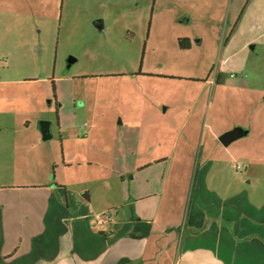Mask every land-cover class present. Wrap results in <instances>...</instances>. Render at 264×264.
I'll return each mask as SVG.
<instances>
[{"label": "rangeland", "instance_id": "rangeland-1", "mask_svg": "<svg viewBox=\"0 0 264 264\" xmlns=\"http://www.w3.org/2000/svg\"><path fill=\"white\" fill-rule=\"evenodd\" d=\"M252 4L253 0H0V143L34 144L30 164H37L40 155L49 159L56 153L59 160L64 145L68 154L75 150L84 164L78 166L77 159L68 175L84 181L93 175L107 177L113 189L101 191L113 202L120 199L121 180L131 175L138 182L163 181L164 171L157 165L141 172L132 169L136 162L154 163L164 154L169 144H160L158 120L175 113L180 126L188 121L179 149L189 150L187 169L172 170L169 179L178 186L177 214L182 207L184 211L188 196L190 204L192 189L202 185L203 163L212 148L216 156L229 151L225 156L230 158L221 173L220 197H213L225 209L233 206L237 189L244 190L243 199L248 197L246 168L233 166L243 165L233 152L247 138L224 146L218 136L233 127L234 120H258L260 111L254 105H264V94L256 89L264 88V50L252 49L248 33L235 28L250 7L253 18L257 16L260 6ZM231 34L235 37L228 42ZM183 37L194 40L191 48L180 47ZM71 57L76 60L69 66ZM224 65L225 79L213 91L205 79L216 78ZM223 84L229 89L222 95ZM44 121L53 137L38 145L35 129ZM62 137L69 138L63 146ZM26 170L36 174L33 179L52 180L56 172L53 164L29 165ZM238 174L244 180L239 181ZM90 186L95 199L102 195L97 185ZM119 206L104 212L115 215ZM175 230L173 250L163 254V264H176L178 258L180 264H188L185 246L199 229L193 233L183 224ZM24 247L20 245V251Z\"/></svg>", "mask_w": 264, "mask_h": 264}, {"label": "crops", "instance_id": "crops-1", "mask_svg": "<svg viewBox=\"0 0 264 264\" xmlns=\"http://www.w3.org/2000/svg\"><path fill=\"white\" fill-rule=\"evenodd\" d=\"M255 2L260 6L257 16L253 18V7H250L246 14L240 15L235 28L237 32L243 29L248 33L245 34L247 44L252 49L261 46L264 50V0H253V4ZM235 35L231 34L228 42ZM190 42L192 47L194 40ZM225 68L224 65L217 70L216 78L205 79L213 91L224 81ZM224 86L220 90L222 95L229 89ZM256 89L264 94V88ZM254 108L260 111L258 120L250 118L245 124L234 120L233 127L224 131L236 126L246 131L239 138L247 139L233 152L243 165L238 162L233 166L237 170L241 169L237 164H241V170L246 168L245 178L238 174L237 179H245L250 186L245 199L244 190L237 189L233 193L237 196L236 203L227 209L213 196L220 197L224 186L221 173L230 159L225 156L229 151L216 156L212 148L203 163L202 185L192 189L190 204L188 196L184 211L182 207L177 214L178 186L171 185L169 179L172 170L187 169L189 150L179 149L182 128H186L188 121L183 120L180 126L175 113L162 115L158 120L160 144L168 143L170 147L167 146L154 163L136 162L132 169V172L136 169L141 172L157 165L164 171L163 181L138 182L137 177L131 175L128 180H121L120 199L113 202L111 196L106 195V199L105 192L101 191L113 189L107 177L93 175L84 181L68 175L76 168L79 156L75 150L68 154L63 146L69 138H61L63 149L59 160L56 153L49 159L40 155L37 164L28 162L29 155H34V144L0 143V264H118L122 258L127 259L122 264H163V254L173 250L175 229L183 224L193 233L199 229L198 233L191 234L185 246L187 260L184 262L188 264H264V112L261 111L264 105L258 102ZM49 133L44 137L39 124L35 129L36 144H45L53 137L51 128ZM71 134L69 132V137ZM52 164L56 171L52 180L50 176L33 179L36 174L26 170L29 165L49 167ZM83 164L79 158L78 166ZM189 168L192 171V163ZM83 184L97 185L102 195H96L95 199L91 186ZM118 205L121 208L115 209L114 222L95 223L96 214ZM22 244L26 248L20 251ZM180 263L178 258L176 264Z\"/></svg>", "mask_w": 264, "mask_h": 264}, {"label": "water", "instance_id": "water-1", "mask_svg": "<svg viewBox=\"0 0 264 264\" xmlns=\"http://www.w3.org/2000/svg\"><path fill=\"white\" fill-rule=\"evenodd\" d=\"M76 59L71 57L69 59V66L75 61ZM40 127L43 131L44 137H48L50 135L49 130V123L47 122H42L40 124ZM246 134V131L241 127V126H236L233 129L222 133L219 135V140L224 146H228L231 142H233L235 139L239 138L240 136H243Z\"/></svg>", "mask_w": 264, "mask_h": 264}, {"label": "built area", "instance_id": "built-area-1", "mask_svg": "<svg viewBox=\"0 0 264 264\" xmlns=\"http://www.w3.org/2000/svg\"><path fill=\"white\" fill-rule=\"evenodd\" d=\"M237 168L242 169L241 164H237ZM114 220H115V217L110 212H104V213L96 215V217H95V223L97 225H102L105 223L114 222Z\"/></svg>", "mask_w": 264, "mask_h": 264}, {"label": "trees", "instance_id": "trees-1", "mask_svg": "<svg viewBox=\"0 0 264 264\" xmlns=\"http://www.w3.org/2000/svg\"><path fill=\"white\" fill-rule=\"evenodd\" d=\"M191 40L189 39V37H183V38H180L179 39V45L181 48H190L191 47ZM125 261H127V259L125 258H122L119 260L118 264H122L124 263Z\"/></svg>", "mask_w": 264, "mask_h": 264}]
</instances>
